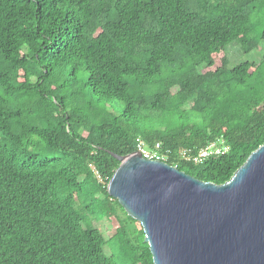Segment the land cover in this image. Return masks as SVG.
Masks as SVG:
<instances>
[{
  "label": "trees",
  "instance_id": "obj_1",
  "mask_svg": "<svg viewBox=\"0 0 264 264\" xmlns=\"http://www.w3.org/2000/svg\"><path fill=\"white\" fill-rule=\"evenodd\" d=\"M141 143L218 185L264 144V0H0V264H155L108 190Z\"/></svg>",
  "mask_w": 264,
  "mask_h": 264
},
{
  "label": "water",
  "instance_id": "obj_2",
  "mask_svg": "<svg viewBox=\"0 0 264 264\" xmlns=\"http://www.w3.org/2000/svg\"><path fill=\"white\" fill-rule=\"evenodd\" d=\"M113 155L109 194L142 224L155 264H264V144L220 185L139 151Z\"/></svg>",
  "mask_w": 264,
  "mask_h": 264
},
{
  "label": "built area",
  "instance_id": "obj_3",
  "mask_svg": "<svg viewBox=\"0 0 264 264\" xmlns=\"http://www.w3.org/2000/svg\"><path fill=\"white\" fill-rule=\"evenodd\" d=\"M162 147L163 145L161 143H157L155 149H149L145 144L141 143L139 152H141L145 158L165 161L167 156L166 154H163L161 150ZM229 150L230 146L228 145L224 134H221L218 138L209 142L199 152L193 153L189 149L184 148L181 150L180 156L184 160L190 162L203 163L210 158L222 156Z\"/></svg>",
  "mask_w": 264,
  "mask_h": 264
},
{
  "label": "rangeland",
  "instance_id": "obj_4",
  "mask_svg": "<svg viewBox=\"0 0 264 264\" xmlns=\"http://www.w3.org/2000/svg\"><path fill=\"white\" fill-rule=\"evenodd\" d=\"M220 58L221 55L218 56V61L220 60ZM100 205H101V211L104 216L114 218L113 217L114 208L110 200L103 201L102 203H100Z\"/></svg>",
  "mask_w": 264,
  "mask_h": 264
}]
</instances>
